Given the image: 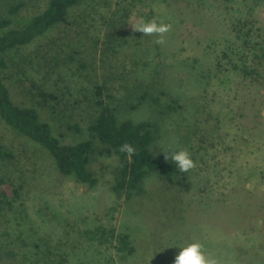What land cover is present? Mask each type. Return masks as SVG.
<instances>
[{"label": "rangeland", "instance_id": "obj_1", "mask_svg": "<svg viewBox=\"0 0 264 264\" xmlns=\"http://www.w3.org/2000/svg\"><path fill=\"white\" fill-rule=\"evenodd\" d=\"M22 3L12 16L0 0V18L22 27L46 0ZM142 18L171 26L163 43L137 30ZM67 21L1 57L12 100L77 144L89 139L94 87L104 85L118 122L153 127L152 153L189 152V188L152 174L118 197V157L98 140L89 162L97 183L79 184L0 119L12 155L0 178L19 189L0 216V264H173L192 241L218 264H264V86L243 79L248 49L236 34L248 23V41L257 29L264 36V0H86ZM38 91L58 100L41 105ZM117 236L132 254L117 251Z\"/></svg>", "mask_w": 264, "mask_h": 264}, {"label": "trees", "instance_id": "obj_2", "mask_svg": "<svg viewBox=\"0 0 264 264\" xmlns=\"http://www.w3.org/2000/svg\"><path fill=\"white\" fill-rule=\"evenodd\" d=\"M10 1L9 13L14 16L23 7V0ZM84 1L86 0H46L44 9L19 28L12 27V20L0 18V30H4L0 35V69L5 68V62L1 58L3 55L34 43L57 25H67L71 11ZM175 1L178 2V0ZM247 25L249 24H243L239 33L236 32L238 39H243L248 49V54L243 57L240 73L243 79H249L252 83L264 86V36L257 29L258 34L254 33L253 38L248 41L245 37H248L249 31H253L254 24H251L252 27L244 34L243 29ZM240 33L244 37L240 36ZM68 34L69 31H65V37L73 40ZM43 59L46 61V57ZM105 91L107 87L104 85L94 87L96 115L88 127L89 139L77 144H64L53 135L48 123L40 121L34 107L18 105L12 100L0 73V119L16 133L44 149L51 156L60 175L73 177L79 184L92 187L97 183L94 173L90 170L89 162L94 151L92 141L98 140L118 157L119 169L112 189L118 197L123 194L129 197L132 192L140 191L144 181L152 174L158 175L168 187L188 190L186 171H180L174 162H167L165 155L151 152L150 146L155 136L153 127L146 122H118L111 105L103 98ZM38 97L43 101L39 103L41 105L58 100L55 94L45 91H38ZM125 143L135 149L134 153L120 151ZM11 158L12 155L4 151L0 145V174L6 160ZM9 192L12 196L19 195V189L12 190V187L6 185V182L0 178V216L4 206L8 204ZM110 232L114 237V232ZM117 239L118 252H128V254L134 252L126 236H117Z\"/></svg>", "mask_w": 264, "mask_h": 264}, {"label": "clouds", "instance_id": "obj_3", "mask_svg": "<svg viewBox=\"0 0 264 264\" xmlns=\"http://www.w3.org/2000/svg\"><path fill=\"white\" fill-rule=\"evenodd\" d=\"M170 25L164 24L162 21L157 22L156 19L139 21L137 30L141 31L144 35H150L156 33L159 35L157 43H163V33L170 29ZM121 152L128 154L134 153L135 149L128 143H125L120 148ZM174 162L180 171H188L194 166V162L190 157L189 152L186 149H179L171 154L170 157H166ZM180 251L175 256L173 264H218L217 259L206 255L204 245L199 241H192L184 246H178Z\"/></svg>", "mask_w": 264, "mask_h": 264}]
</instances>
